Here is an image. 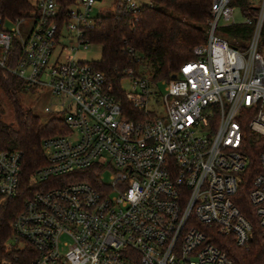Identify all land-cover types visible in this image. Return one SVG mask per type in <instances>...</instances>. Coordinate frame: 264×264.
Wrapping results in <instances>:
<instances>
[{"label": "built area", "instance_id": "obj_1", "mask_svg": "<svg viewBox=\"0 0 264 264\" xmlns=\"http://www.w3.org/2000/svg\"><path fill=\"white\" fill-rule=\"evenodd\" d=\"M100 1L74 0L60 17L55 0H36L12 65L18 30L0 18V66L48 86L58 101L44 110L65 126L41 141L45 163L28 175L33 190L5 249L23 252L17 264H234L211 238L243 245L252 231L234 195L249 164L243 129L264 135V0H212L193 57L169 80L128 76L126 106L91 61L74 56L92 43L84 31ZM235 23L252 29L241 48L221 36ZM258 162L247 197L264 237V145ZM21 176L19 151L0 149L1 198L21 192Z\"/></svg>", "mask_w": 264, "mask_h": 264}, {"label": "trees", "instance_id": "obj_2", "mask_svg": "<svg viewBox=\"0 0 264 264\" xmlns=\"http://www.w3.org/2000/svg\"><path fill=\"white\" fill-rule=\"evenodd\" d=\"M57 12L65 15V8L74 0H55ZM212 0H148L134 10L127 8L126 0H111L97 14L94 23L85 29L84 37L100 46V57L91 60L107 81L116 98L128 105L124 98L122 80L128 76H144L151 81L169 80L179 66L193 57V48L207 37L209 8ZM245 5V0H238ZM36 4L29 0H0V18L4 22L35 12ZM221 36L234 47L241 48L251 37V26L244 23L224 25ZM258 46L264 50V20ZM15 40L9 52V65L19 53ZM23 79L0 66V91L5 94L12 109V120L2 118L0 106V149L19 151L21 160V192L15 197H0V264H17L23 252L5 249L10 236V223L22 209L23 202L33 188L28 186V175L45 163L41 141L65 131L62 117L51 114L42 121L25 107L19 93L32 89ZM264 145V135L244 127L241 150L248 156V169L242 174L234 201L240 211L252 222L249 240L238 245L232 236L213 234L211 240L223 249L234 264H264V237L256 222L254 207L247 197L251 179L260 170L258 153ZM15 256L18 259H15Z\"/></svg>", "mask_w": 264, "mask_h": 264}, {"label": "rangeland", "instance_id": "obj_3", "mask_svg": "<svg viewBox=\"0 0 264 264\" xmlns=\"http://www.w3.org/2000/svg\"><path fill=\"white\" fill-rule=\"evenodd\" d=\"M31 3H35L36 0H29ZM137 5L142 3H147L148 0H134ZM111 0H102L99 3L94 4L92 7V15H97L101 12L102 8L108 5ZM32 12L26 13L18 22L13 20L4 21V26L7 29L17 28L18 33H15L13 40L19 42L21 38H26L31 28L34 24V17ZM238 17V14H236ZM74 56L80 60H97L100 57V46L96 43H90L86 48L79 47L76 52H74ZM122 87L126 90H130L132 88L131 81L128 77L124 78L121 83ZM32 89L23 91L19 93V99L21 103L31 109L39 118L44 121L50 115L49 112L44 110V106L48 105L51 108L55 107L56 101H58V97L55 96L51 89L46 85L34 86L32 85ZM163 85H160V91L162 92ZM0 106L2 108V118L5 121L12 120V109L7 100L5 94L0 91ZM162 109L159 107L158 114H162Z\"/></svg>", "mask_w": 264, "mask_h": 264}, {"label": "water", "instance_id": "obj_4", "mask_svg": "<svg viewBox=\"0 0 264 264\" xmlns=\"http://www.w3.org/2000/svg\"><path fill=\"white\" fill-rule=\"evenodd\" d=\"M174 76H175V74H172V75H171V77H174Z\"/></svg>", "mask_w": 264, "mask_h": 264}]
</instances>
